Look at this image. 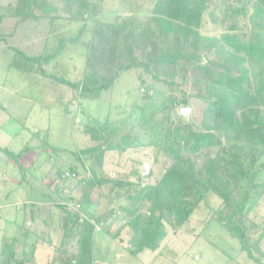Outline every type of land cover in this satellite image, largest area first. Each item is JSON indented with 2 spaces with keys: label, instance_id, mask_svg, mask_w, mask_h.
I'll use <instances>...</instances> for the list:
<instances>
[{
  "label": "trees",
  "instance_id": "trees-1",
  "mask_svg": "<svg viewBox=\"0 0 264 264\" xmlns=\"http://www.w3.org/2000/svg\"><path fill=\"white\" fill-rule=\"evenodd\" d=\"M62 1L58 10L49 0H19L17 18L26 22L53 12L58 20L65 17L59 14L63 12L74 20L81 0ZM145 19L95 18L79 82L48 75L44 68L68 43L81 40L86 25L75 38L61 40L52 54L30 57L17 51L21 63L70 87L84 115L85 100L102 99L130 71L137 73L147 99L159 87L167 97L159 109L140 119L145 132L141 140L132 139V127L113 141L114 123L90 121L93 125L85 130L90 144L76 153L86 176L76 179L58 204L66 219L60 246L45 234L30 243L25 233L24 239L3 244L0 264H41V251L48 248L61 256L49 264H95L96 225L115 241L127 237L133 256L157 251L168 229L179 233L202 205L252 264H264V222L252 216L264 199V0H155ZM181 108L192 109L189 120L178 114ZM40 148L49 151V159L60 152L46 139ZM131 148H156L166 163L161 177L155 179L153 169L146 174L133 169L127 176L105 171L108 151L123 155ZM31 151L36 150L29 145L19 153L0 147L23 178L37 161L25 158ZM211 197L221 200L218 208H212ZM70 203L81 204V210L69 211ZM19 241L23 248L17 253Z\"/></svg>",
  "mask_w": 264,
  "mask_h": 264
},
{
  "label": "rangeland",
  "instance_id": "rangeland-1",
  "mask_svg": "<svg viewBox=\"0 0 264 264\" xmlns=\"http://www.w3.org/2000/svg\"><path fill=\"white\" fill-rule=\"evenodd\" d=\"M18 1L0 0V147L19 153L29 145L36 151L25 154V158L36 157L37 161L23 178L15 162L0 153V249L13 238L24 239L25 233L30 243L45 234L51 235L55 245L60 246L66 219L50 198L54 202L61 201L69 194V186L86 176L82 164L76 160V153L90 144L85 134L87 126L93 125L90 121L114 123L111 126L116 131L113 141L117 142L124 131L132 127V139L141 140L145 132L140 129V119L159 109L167 97L165 89L159 87L154 93L149 92L147 99L137 73L130 71L124 73L110 91L104 92L102 99L85 100L83 105L87 114L84 115L70 87L43 77L37 68L21 63L17 54L18 50L30 57L52 54L61 40L75 38L86 25L81 40L68 43L44 68L48 75L79 82L86 69L87 43L93 20L122 21L126 16L135 15L145 22L155 0H102L94 3L81 0L74 20L63 12L59 14L65 17L56 20L57 15L51 12L50 17L45 14V17L26 22L17 18ZM48 4L59 10L64 1L49 0ZM83 15L90 16V20L79 19ZM148 133L151 132L146 135ZM41 139H46L60 152L49 159V151L40 148ZM145 140L142 138L143 142ZM104 165L108 174L124 176L133 169L141 174L153 169L155 179L160 178L166 168L165 160L156 148H131L123 155L108 151ZM71 166H75L76 171L70 172ZM66 172L75 173L76 177L64 179ZM56 190L61 194L55 193ZM210 204L212 208H218L221 200L211 197ZM95 209L94 206L91 211ZM211 216L212 212L202 205L179 233L174 234L168 229L167 237L157 251L147 249L136 256L128 251L127 237L115 241L106 229L97 231L95 264H252L240 252L237 240L232 239ZM252 216L258 222H264V199L256 204ZM118 227L119 223L115 225ZM22 248L23 241L18 243L16 252L20 253ZM45 248L46 244L39 250ZM76 249L75 246L71 248L73 252ZM41 256V264H49L55 257L61 258L52 248L41 251Z\"/></svg>",
  "mask_w": 264,
  "mask_h": 264
},
{
  "label": "built area",
  "instance_id": "built-area-1",
  "mask_svg": "<svg viewBox=\"0 0 264 264\" xmlns=\"http://www.w3.org/2000/svg\"><path fill=\"white\" fill-rule=\"evenodd\" d=\"M76 177V174L75 173H70V172H66V173H64L63 174V178L64 179H74ZM81 208H82V206H81V204H72V203H70L69 205H68V209H69V211H76V212H78V211H80L81 210ZM96 230L97 231H100L101 230V228H100V226L99 225H96Z\"/></svg>",
  "mask_w": 264,
  "mask_h": 264
},
{
  "label": "water",
  "instance_id": "water-1",
  "mask_svg": "<svg viewBox=\"0 0 264 264\" xmlns=\"http://www.w3.org/2000/svg\"><path fill=\"white\" fill-rule=\"evenodd\" d=\"M190 112H191L190 108H181L180 110H178V114L183 116L186 120L190 119Z\"/></svg>",
  "mask_w": 264,
  "mask_h": 264
},
{
  "label": "crops",
  "instance_id": "crops-1",
  "mask_svg": "<svg viewBox=\"0 0 264 264\" xmlns=\"http://www.w3.org/2000/svg\"><path fill=\"white\" fill-rule=\"evenodd\" d=\"M69 19H71V18H69ZM59 20V19H58ZM51 199V201L54 203V205L55 206H58V204H60V201H57V202H54V200L52 199V198H50ZM51 236V235H50ZM53 239V238H52ZM53 243H54V241H53ZM54 245H55V243H54ZM55 246H57L58 247V245H55Z\"/></svg>",
  "mask_w": 264,
  "mask_h": 264
}]
</instances>
